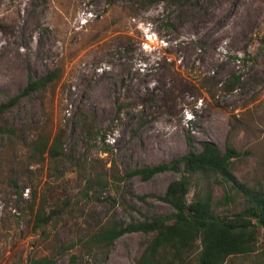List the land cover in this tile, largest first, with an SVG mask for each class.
Here are the masks:
<instances>
[{"label": "rangeland", "instance_id": "rangeland-1", "mask_svg": "<svg viewBox=\"0 0 264 264\" xmlns=\"http://www.w3.org/2000/svg\"><path fill=\"white\" fill-rule=\"evenodd\" d=\"M50 72L45 88L0 116L15 132L0 133V264H134L152 234L110 246L94 234L172 212L154 195L181 174L120 176L203 140L234 146L235 176L264 187V0H0V103ZM233 77L235 89L223 91ZM57 135L60 155L39 156L35 143ZM195 179L189 199L210 188L219 208H240ZM224 264H264V228L253 252Z\"/></svg>", "mask_w": 264, "mask_h": 264}, {"label": "trees", "instance_id": "trees-1", "mask_svg": "<svg viewBox=\"0 0 264 264\" xmlns=\"http://www.w3.org/2000/svg\"><path fill=\"white\" fill-rule=\"evenodd\" d=\"M159 1L172 5L193 0H141V5ZM54 77L55 73L50 72L41 77L30 78L21 92L0 103V116L14 107L21 98L45 88ZM239 81V77H233L224 82L221 89L225 92L232 91ZM208 94L214 97L210 90ZM82 117V123L87 125L88 118L85 115ZM3 131L15 134L12 127L0 126V133H4ZM34 148L41 157L45 153L57 157L60 155L62 142L58 135L52 140L40 138ZM239 155L240 151L232 145L227 144L223 150L213 141L203 140L200 148L193 147L191 151L170 161L125 170L120 176L122 179L140 176L141 179L148 180L165 171L180 173L179 178L169 182L163 194L154 195L158 200L169 204L173 211L126 224L115 221L95 233L93 241L110 246L116 238L126 233L152 234L134 264H224L229 257L253 252L258 229L264 228V187L248 185L235 176L231 167ZM197 175L223 188L225 203L219 202V205H236L240 198V208H219L212 200L210 188L204 194L195 190L189 199L191 187L198 185L195 179ZM139 199L144 200V197L139 196ZM30 209L34 211V204ZM35 218V226L44 221L40 209L36 210ZM54 263L55 259L50 257L32 261V264Z\"/></svg>", "mask_w": 264, "mask_h": 264}]
</instances>
